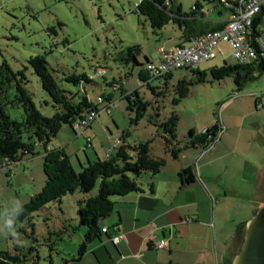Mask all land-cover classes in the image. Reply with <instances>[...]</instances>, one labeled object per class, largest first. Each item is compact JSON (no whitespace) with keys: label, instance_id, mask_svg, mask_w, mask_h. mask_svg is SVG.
<instances>
[{"label":"rangeland","instance_id":"obj_1","mask_svg":"<svg viewBox=\"0 0 264 264\" xmlns=\"http://www.w3.org/2000/svg\"><path fill=\"white\" fill-rule=\"evenodd\" d=\"M175 9L181 6L184 14L192 13L196 0H172ZM140 0H0V65L7 61L15 70L27 68L29 84L27 89L44 116L54 114L52 106H47L49 96L42 89L39 78L28 65V60L36 55H45L49 68L59 85L65 89L78 90L73 84L62 82L61 78L69 74H88L95 77L99 71L105 70V78L95 77L93 84H86V90L92 98L102 93H112L107 82H123L127 92L139 91L140 97L149 102L148 111L137 123L136 108L129 109V102L121 97V92H113L115 103L107 113L105 105H101L100 117L96 119L91 129L77 137L70 126L64 125L51 146L60 145L70 155L72 165L80 171L87 160L97 159L96 150L105 158L104 148L110 147L117 139L126 141V145L134 146L150 142L154 155L164 157V124L172 115L179 119L177 138L180 146L189 144L190 132H203L221 118L222 103L226 98L235 97L230 108L238 106L243 113L249 115L245 124H239L243 138L247 137L248 129H264V107L253 104L252 92H264V74L258 80L248 81L241 91L237 90L234 77L225 80H212V68L224 65V59L218 55L209 63H203L194 70L207 73V82L189 86V93L179 103L181 98L182 80L195 81L199 78L190 70H173L172 76L165 79H152L150 86H143L139 80L140 71L145 69L146 57H160L166 46L178 43L180 30L178 25L169 24L162 30H153L148 18L138 13ZM208 8L224 9L216 2L205 3ZM261 38L264 42V15L260 24ZM138 59L134 62L128 49ZM163 53V52H162ZM228 53V63H236ZM209 81V82H208ZM211 81V82H210ZM252 107V108H251ZM229 108V109H230ZM228 109V110H229ZM226 113V112H225ZM242 113V114H243ZM13 119H22V109L9 112ZM254 123L255 127H250ZM260 123L261 126L257 124ZM254 126V125H253ZM243 128V129H242ZM256 130H254L256 132ZM93 139L94 150L82 151L86 137ZM257 148V147H256ZM109 149V148H108ZM195 148H185L192 151ZM201 149L200 147L196 148ZM41 152V149H38ZM160 155V156H159ZM43 156L31 157L26 162H32V170L28 180L14 184L7 177V170H0V249L13 252L14 244L7 231L6 214L18 209V203L24 206L30 197L42 191L46 178L43 169ZM21 164V163H20ZM18 164V167L20 166ZM146 174L139 179L142 180ZM28 185V186H27ZM99 186L90 194L76 192L63 198L61 203H52L34 214L35 236L24 237L22 244H41L39 247L40 264H50V254L54 264H64L63 258L78 255L81 242L85 237L86 227L79 226V201L85 196L97 194ZM53 248V251L50 250Z\"/></svg>","mask_w":264,"mask_h":264},{"label":"trees","instance_id":"obj_2","mask_svg":"<svg viewBox=\"0 0 264 264\" xmlns=\"http://www.w3.org/2000/svg\"><path fill=\"white\" fill-rule=\"evenodd\" d=\"M221 3L222 0H196L194 7L191 9L190 15L184 14L182 7L175 9L172 0H140L138 4V13L148 18L152 29L162 30L171 23L178 25L182 31L185 41L179 45H186L197 36L204 34L200 32L196 34V20L193 15L201 10L205 3L214 4ZM169 3V4H167ZM225 5V3H221ZM237 3L227 8L232 14L235 11ZM264 15V4L259 14L254 18L250 37L254 42L259 55L253 63L240 65L238 62L229 64L228 62L220 67L212 68L210 74L212 80H225L233 76L237 90L241 91L244 85L251 80H258L264 74V57L262 51L258 48L257 40L261 39L260 24ZM225 23L214 29L219 30L225 27ZM212 30V31H214ZM206 33V32H205ZM134 48H129L128 53L138 63V59L133 53ZM45 55H36L28 60V65L34 70L40 80L42 89L49 96L50 101H46L47 106H52L55 111L50 117L44 116L38 109L33 96L27 89L29 80L27 78V68L21 70L13 69L7 61H3L0 65V170H4V164L9 167L7 177H12L18 170V164L28 161L29 158L37 155L43 156V169L46 178L42 191L34 194L29 203L23 206L22 212L19 214L18 209L6 214V229L10 232V240L13 241L14 249L4 251L0 249V264H40L41 255L36 238L34 214L52 203H61L63 198L69 194L80 192L90 194L97 185L99 190L95 196H85L79 201L78 215L79 226L86 227L85 237L80 244L76 260L82 258L89 243L100 238L104 232L100 227V222L109 218L115 209L114 197L126 196L133 192H143V186L139 179L143 174L157 175L164 168L167 159L165 157H155L150 149V142L137 144L134 146L126 145V141L119 139L120 143L108 153L105 158H97L87 160V164L83 165L80 171H77L70 160V155L63 148L51 146V141L57 137L64 125H68L73 133L79 137L84 135L87 129L91 128L93 123L100 117L101 105H105L107 111L111 110V106L115 103L113 92L120 91L121 97L129 102V109L136 108V117L133 120L137 123L141 120L148 107L149 102L144 101L140 97L138 90L127 92L123 88L122 81L112 80L105 83L112 89V93H102L96 98H92L87 90L86 84H93L95 77L105 78L107 76H99V72L95 77L88 74L77 75L75 73L64 75L62 82L73 84L78 90H69L59 85L57 79L49 68ZM145 64L151 61L146 57ZM194 74H198L199 78L195 81L182 80L181 98L189 93V86L196 83L207 82V73L199 70L186 68ZM172 76V71L161 78L167 80ZM140 83L150 86V75L146 69L139 73ZM209 82V81H208ZM211 82V81H210ZM103 99V104L98 103L97 98ZM22 109V119H13L9 112L13 109ZM98 113V117L87 126L82 134H79L74 126L82 121L88 113ZM179 119L176 115H172L164 124L163 136L165 144V153L178 159L184 152L185 148H203L208 149L221 136L224 127L217 119L216 123L201 133L190 132L191 140L189 144L180 146L177 138V128ZM86 142L82 146V151L87 153L88 149L93 148V139L90 137V146ZM41 149V152L38 151ZM191 170L185 169L182 175L187 176L189 182ZM11 222V225L9 224ZM246 224L242 223L236 228V237L239 239V251L244 241ZM108 231V229H107ZM106 233V232H104ZM35 236L34 242L30 246L22 244V240ZM53 251V248L50 247ZM51 263L54 264L51 258ZM64 263L68 260L63 258ZM233 259H229L225 264H232Z\"/></svg>","mask_w":264,"mask_h":264},{"label":"crops","instance_id":"obj_3","mask_svg":"<svg viewBox=\"0 0 264 264\" xmlns=\"http://www.w3.org/2000/svg\"><path fill=\"white\" fill-rule=\"evenodd\" d=\"M258 1L264 4V0ZM221 5L224 9L203 6L193 15L196 34L227 23L230 12ZM184 41L181 33L178 43L164 47L156 58L162 59L164 52ZM220 48L218 55L226 63L228 46L223 43ZM262 93L248 95L253 97L255 108ZM234 99L230 96L220 103L224 130L210 148L186 150L178 159L163 155L167 161L161 172L146 174L140 181L143 192L113 198L115 209L100 222V227L108 231L88 244L82 258L76 260L77 254L69 255L64 264H225L234 259L240 245L236 228L247 224L264 206V129H248L243 138L239 124H245L252 113H243L238 106L230 108ZM115 143L104 148L105 157ZM94 151L97 158H102ZM31 163L25 161L17 167L11 177L14 184L23 186L32 178ZM185 169L191 170V182L182 175ZM118 235L125 240L115 244ZM164 239L166 246L157 248Z\"/></svg>","mask_w":264,"mask_h":264},{"label":"built area","instance_id":"obj_4","mask_svg":"<svg viewBox=\"0 0 264 264\" xmlns=\"http://www.w3.org/2000/svg\"><path fill=\"white\" fill-rule=\"evenodd\" d=\"M227 7L237 3L235 11L230 14L229 20L225 27L219 30L206 32L194 38L186 45L173 47L164 52L162 59L155 58L147 63L146 69L150 75V79L161 78L167 73L175 70L186 68H198L203 63H209L216 59L221 52V44L228 46L231 52V58L240 65H247L253 63L258 59L254 42L250 34L254 18L260 13L262 4L258 0H222ZM169 4V3H167ZM258 48L262 51L264 57V42L262 39L257 40ZM163 52V51H162ZM99 76L106 75V71H99ZM98 103L103 104V99L98 97ZM258 107H264V93L260 94L257 99ZM109 113V111H107ZM98 117V113L89 112L86 117L78 122L74 129L82 134L87 126ZM205 131V129L203 130ZM91 139L87 138V144L90 146ZM120 143V140L115 143V146ZM4 168L9 169L6 164ZM104 232L107 229L103 228ZM125 240L124 236L114 237V243ZM167 240H162L157 248L163 249L166 246Z\"/></svg>","mask_w":264,"mask_h":264},{"label":"water","instance_id":"obj_5","mask_svg":"<svg viewBox=\"0 0 264 264\" xmlns=\"http://www.w3.org/2000/svg\"><path fill=\"white\" fill-rule=\"evenodd\" d=\"M232 264H264V206L247 222L243 244Z\"/></svg>","mask_w":264,"mask_h":264},{"label":"clouds","instance_id":"obj_6","mask_svg":"<svg viewBox=\"0 0 264 264\" xmlns=\"http://www.w3.org/2000/svg\"><path fill=\"white\" fill-rule=\"evenodd\" d=\"M17 203H18V212L20 214L23 210V206L19 203V201H17ZM9 224L11 225V222H9Z\"/></svg>","mask_w":264,"mask_h":264}]
</instances>
